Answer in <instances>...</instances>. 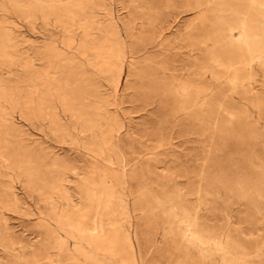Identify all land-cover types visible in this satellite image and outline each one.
<instances>
[{
  "label": "rangeland",
  "instance_id": "1",
  "mask_svg": "<svg viewBox=\"0 0 264 264\" xmlns=\"http://www.w3.org/2000/svg\"><path fill=\"white\" fill-rule=\"evenodd\" d=\"M263 27L264 0H0V264H264Z\"/></svg>",
  "mask_w": 264,
  "mask_h": 264
},
{
  "label": "bare ground",
  "instance_id": "2",
  "mask_svg": "<svg viewBox=\"0 0 264 264\" xmlns=\"http://www.w3.org/2000/svg\"><path fill=\"white\" fill-rule=\"evenodd\" d=\"M258 4V3H257ZM264 28V27H263ZM74 29V28H73ZM84 29V28H83ZM246 34V33H245ZM242 39V38H241ZM82 45V44H81ZM85 50V49H84ZM111 54V53H110ZM103 61V60H102ZM62 62V61H61ZM63 63V62H62ZM32 66V65H31ZM64 66V64H63ZM219 66V65H218ZM58 78V77H57ZM70 78V77H69ZM223 84V83H222ZM237 92V91H236ZM216 93V92H215ZM244 93V92H243ZM1 96V95H0ZM77 103V102H76ZM95 104V103H94ZM261 105V104H260ZM56 106V105H55ZM83 106V105H81ZM98 106V105H97ZM71 107V106H70ZM101 107V106H100ZM72 110V109H71ZM96 110V109H95ZM88 112V111H87ZM77 113V112H76ZM89 113V112H88ZM91 114V113H90ZM96 114V113H95ZM56 115V114H55ZM23 116V115H22ZM92 116V115H91ZM76 117V116H75ZM91 120V119H90ZM81 121V120H80ZM63 122V121H62ZM100 122V121H99ZM76 124V123H75ZM78 125V124H77ZM63 126V125H62ZM79 126V125H78ZM90 126V125H89ZM94 126V125H93ZM92 126V127H93ZM65 128V127H64ZM88 128V127H87ZM78 129V128H77ZM95 129V128H94ZM3 130V129H2ZM84 130V129H82ZM111 131V130H110ZM113 131V130H112ZM105 139V138H104ZM91 149V148H90ZM94 149V148H93ZM115 150V149H114ZM32 151V150H31ZM39 155V154H38ZM44 155V154H43ZM37 157V156H36ZM41 157V156H40ZM62 160V159H61ZM44 161V160H43ZM28 163V162H27ZM5 165V164H4ZM46 165V164H45ZM25 169V168H24ZM75 169V168H74ZM54 171V170H53ZM57 171V170H56ZM64 173V172H63ZM66 173V172H65ZM44 174V173H43ZM105 176V175H104ZM89 179V178H88ZM58 180V179H57ZM55 181V180H54ZM48 182V181H47ZM61 183V182H60ZM63 184V183H62ZM80 190V189H79ZM99 194V193H98ZM81 196V195H80ZM114 200V199H113ZM51 201V200H50ZM115 204V203H114ZM94 210V209H93ZM94 212V211H92ZM120 212V211H119ZM53 214V213H52ZM117 216V215H115ZM92 217V216H91ZM125 217V216H124ZM72 219V218H71ZM114 219V218H113ZM70 220V219H69ZM109 220V218H108ZM85 221V220H84ZM87 221V220H86ZM130 224V223H129ZM127 232V231H126ZM105 233V226L103 223H100V224H96L95 225V228H93L92 232H91V235H92V238L93 237H99V236H102L103 234ZM120 233V232H119ZM80 234V233H79ZM113 234V233H111ZM128 235V234H127ZM111 237V236H110ZM112 238V237H111ZM115 238V237H114ZM127 238V237H126ZM91 239V238H90ZM109 239V238H108ZM123 239V238H122ZM120 240V239H119ZM62 241V240H61ZM98 241V240H96ZM113 241V240H112ZM121 241V240H120ZM99 242V241H98ZM104 243V241H103ZM126 244V243H125ZM130 244V243H129ZM102 245V244H101ZM106 245V244H105ZM129 246V245H128ZM55 249V248H54ZM119 249V248H118ZM127 250V249H126ZM134 250V249H133ZM62 253V252H61ZM112 253V252H111ZM131 254V253H130ZM72 256V255H71Z\"/></svg>",
  "mask_w": 264,
  "mask_h": 264
}]
</instances>
